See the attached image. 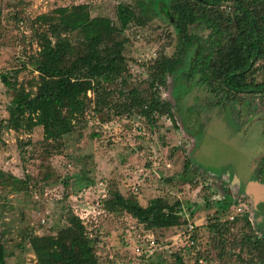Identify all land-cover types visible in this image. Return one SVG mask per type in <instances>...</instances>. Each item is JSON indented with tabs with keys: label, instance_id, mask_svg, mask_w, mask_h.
<instances>
[{
	"label": "rangeland",
	"instance_id": "obj_1",
	"mask_svg": "<svg viewBox=\"0 0 264 264\" xmlns=\"http://www.w3.org/2000/svg\"><path fill=\"white\" fill-rule=\"evenodd\" d=\"M168 1L0 0V121L7 118L14 78L17 83L36 78L27 63L36 51L28 38V20L57 7L87 4L91 17L115 22L117 4L147 5L151 20L124 33L129 73L124 88L128 89L146 80L155 61L173 52L174 33L162 13ZM114 94L112 90V102ZM159 96L170 104L173 122L155 116L149 128L136 115L118 117L104 108L92 125L76 127L64 138L60 152L42 142L39 128L27 135L2 131L0 171L17 180L12 187L0 186L5 264H34L22 237L55 234L67 209L83 220L86 233L95 238L99 264H195L197 253L204 264H223L211 251L216 237L209 224L225 221L226 213L239 204H244L255 234L264 240V191L250 190L252 182L264 189V105L246 97L240 104L217 102L204 86L187 83L179 74L167 78ZM87 98L92 102L91 93ZM19 140L30 144L20 149ZM109 188L124 197L135 196L142 206L156 197L178 201L184 223L145 232L125 213L101 208L100 200ZM225 194L231 204L225 213L215 214L216 202ZM191 233L194 250L187 252Z\"/></svg>",
	"mask_w": 264,
	"mask_h": 264
},
{
	"label": "trees",
	"instance_id": "obj_2",
	"mask_svg": "<svg viewBox=\"0 0 264 264\" xmlns=\"http://www.w3.org/2000/svg\"><path fill=\"white\" fill-rule=\"evenodd\" d=\"M162 13L174 33L173 52L155 61L146 80L128 89L124 88L129 77L124 33L130 26L139 28L151 20L147 5L117 4L115 22L91 17L87 4L57 7L28 20V38L36 51L27 63L36 78L25 83L14 78L7 118L0 121V141L3 130L27 135L39 128L42 142L60 152L64 138L76 127L92 125L104 108L118 117L136 115L149 128L155 116L173 122L171 106L160 99L159 92L175 74L187 83L204 86L217 102L240 104L246 97L264 105V0H169ZM111 89L115 102L110 99ZM29 144V140L17 142L20 149ZM13 183H17L14 176L0 171V186L12 187ZM100 204L105 212L125 213L151 234L184 223L180 203H169L163 197L142 206L135 196L124 197L109 188ZM230 204L225 194L216 202L214 213H225ZM62 217L64 224L55 234L22 237L34 264H99L96 240L88 236L83 221L69 209ZM209 229L216 237L211 251L219 262L264 264V240L255 234L245 212L232 221L215 220ZM192 234L187 252L194 250ZM3 238L0 231V264L6 259ZM197 254L195 264L203 260Z\"/></svg>",
	"mask_w": 264,
	"mask_h": 264
},
{
	"label": "built area",
	"instance_id": "obj_3",
	"mask_svg": "<svg viewBox=\"0 0 264 264\" xmlns=\"http://www.w3.org/2000/svg\"><path fill=\"white\" fill-rule=\"evenodd\" d=\"M12 132V131H11ZM134 191H136V188H134ZM103 197V196H102ZM245 210V207H244V204H239L237 205L236 207H233L231 210H229L227 213H226V216H225V221H232L236 216H238V214L244 212ZM77 216V215H76ZM78 218L83 221L79 216ZM84 223V222H83ZM192 229L191 226H189V231ZM192 243L190 242V245ZM137 251V250H136ZM198 264H203V260L202 259H199L197 261Z\"/></svg>",
	"mask_w": 264,
	"mask_h": 264
},
{
	"label": "water",
	"instance_id": "obj_4",
	"mask_svg": "<svg viewBox=\"0 0 264 264\" xmlns=\"http://www.w3.org/2000/svg\"><path fill=\"white\" fill-rule=\"evenodd\" d=\"M222 7H224V5H222ZM250 190L252 192H257V191L263 192L264 191V189L259 188V186L254 182L250 183Z\"/></svg>",
	"mask_w": 264,
	"mask_h": 264
},
{
	"label": "crops",
	"instance_id": "obj_5",
	"mask_svg": "<svg viewBox=\"0 0 264 264\" xmlns=\"http://www.w3.org/2000/svg\"><path fill=\"white\" fill-rule=\"evenodd\" d=\"M254 183H256V182H254Z\"/></svg>",
	"mask_w": 264,
	"mask_h": 264
}]
</instances>
